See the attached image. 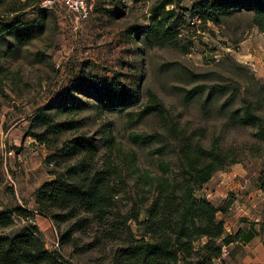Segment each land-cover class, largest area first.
<instances>
[{
	"label": "rangeland",
	"instance_id": "374dc122",
	"mask_svg": "<svg viewBox=\"0 0 264 264\" xmlns=\"http://www.w3.org/2000/svg\"><path fill=\"white\" fill-rule=\"evenodd\" d=\"M159 1L92 0L88 19L76 23L72 13L65 12L61 20L52 11L32 12L36 0H0V64L6 70L0 97V211L26 207L34 192L54 179V171L73 161L61 157L54 164L46 162L53 147L62 146L71 132L45 145L30 135L41 130L30 121L81 71L102 79L117 76L141 94L139 104L108 112L72 92L69 102L79 110L55 116L56 121L80 123L75 136L94 138L98 162L105 154V142L114 139L110 154L123 167L130 185L120 195L121 211L130 205L141 207L133 177L128 176L130 155L138 168L156 176L161 162L178 172L185 153L203 160L213 146L228 163L225 173L230 181L238 185L228 195H235L229 212H239L240 196L250 191L258 194L257 202L264 200V139L255 136L256 126L243 117L248 105L254 115L264 118V60L248 57L254 43L264 52V34L251 24L253 13L233 9L215 24L203 21L193 9L207 0H172L166 9H174L176 16L166 23L169 38L162 40L146 29L150 8ZM148 104L154 107L146 110ZM131 134L151 138L134 143ZM9 150L12 155L6 158L4 152ZM218 183H206L195 194H211L218 205L220 199L213 193ZM33 219L34 215L30 220L34 224ZM15 220L16 227L6 233L25 224L18 217ZM74 220L54 223L49 218L50 227L42 232L46 248L61 257L59 264H110L117 242L105 239L103 228L93 223L72 228ZM66 232L74 238L71 245L61 240Z\"/></svg>",
	"mask_w": 264,
	"mask_h": 264
},
{
	"label": "trees",
	"instance_id": "16d2710c",
	"mask_svg": "<svg viewBox=\"0 0 264 264\" xmlns=\"http://www.w3.org/2000/svg\"><path fill=\"white\" fill-rule=\"evenodd\" d=\"M173 3L172 0H160L150 8V24L146 29L156 32L162 40L169 38L164 32L166 23L176 16L174 9H166ZM238 8L251 11L252 26L264 34V0H207L193 9L203 21L220 24L221 16ZM5 76L6 70L0 64V97L4 96ZM72 92L85 95L95 102L96 109L108 112L127 110L141 100L140 91L125 85L117 76L102 79L81 71L76 78L69 80L57 98L46 107L37 109L30 121L32 126L41 129L38 133L30 131L37 142L53 145L57 135L72 133L62 146L53 147V154L46 162L54 164L61 157H72L73 161L65 163L61 171H54V179L34 192L33 211L54 223L74 218L72 228L81 222L103 228L104 238L117 242L111 249L110 264L221 263L222 248L238 238L237 234H228L222 220L217 219L219 211H229L231 204L217 206L205 195L198 197L195 194L213 174L227 167L228 163L221 158L218 148L211 147L209 157L203 160L185 153V162L178 172L161 162L160 174L156 176L147 168H138L134 155H130L128 176L133 177L134 195L141 207L130 205L126 211H121L119 203L123 199L120 195L130 185L123 167L110 154L114 139L105 142V154L98 162L100 152L94 138L85 134L75 136L80 128L78 121L55 120L60 113L79 110L74 102H69ZM150 100L160 106L156 98L153 101L154 95H150ZM146 106V110L154 107L153 104ZM52 108H56V112L50 113ZM243 110L245 120L256 126L255 136L264 139V118L254 115L248 105H244ZM130 136L132 142L142 144L151 138L140 134ZM33 211L19 205L0 211V264L60 263L61 257L46 248L42 231L30 221ZM141 215L143 219H140ZM15 217L25 224L8 234L7 231L16 227ZM61 240L70 245L74 243L71 232L63 233Z\"/></svg>",
	"mask_w": 264,
	"mask_h": 264
},
{
	"label": "crops",
	"instance_id": "0c3cea01",
	"mask_svg": "<svg viewBox=\"0 0 264 264\" xmlns=\"http://www.w3.org/2000/svg\"><path fill=\"white\" fill-rule=\"evenodd\" d=\"M251 51L248 57L252 55L254 59L258 61L264 60V52L260 53L261 48L255 43L250 45ZM225 167L218 170L211 177L208 185L214 184L219 180L217 187L213 193L214 197L220 199L217 206H222L224 203L232 204L234 202V196H231L233 188L238 187L230 181V174H226ZM224 172V173H223ZM210 185V186H211ZM209 187V186H208ZM207 187V188H208ZM205 195V194H204ZM211 194H207L206 197L210 199ZM228 196V197H227ZM258 201V194L254 191H250L248 195L244 194L239 198L240 211L236 213H230L228 210L225 212L219 211L217 219L222 220L225 226V230L228 234L235 236L237 239L234 243L229 244L226 247L228 255L222 259V262L217 264H264V200ZM213 202V201H212ZM26 207L33 211L35 208V201L32 197L31 202H26ZM23 206V205H22ZM1 208V206H0ZM34 213V224L44 232L49 227L51 222L41 214ZM42 219L39 222V219ZM46 222V224H45ZM42 224V225H41Z\"/></svg>",
	"mask_w": 264,
	"mask_h": 264
},
{
	"label": "built area",
	"instance_id": "2783aa9c",
	"mask_svg": "<svg viewBox=\"0 0 264 264\" xmlns=\"http://www.w3.org/2000/svg\"><path fill=\"white\" fill-rule=\"evenodd\" d=\"M35 10H45L47 12H55L59 19L65 20V12L72 13L76 23L80 20H86L90 16L93 9L92 0H36L34 4ZM12 150L5 151V157L12 155ZM229 211H232L231 205L228 207ZM57 245V243H56ZM227 250L224 246L222 248V257L227 256Z\"/></svg>",
	"mask_w": 264,
	"mask_h": 264
}]
</instances>
